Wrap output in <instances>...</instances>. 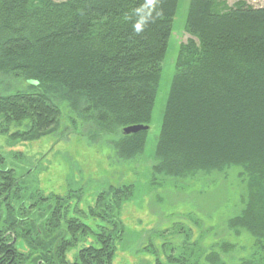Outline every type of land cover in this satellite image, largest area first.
I'll return each mask as SVG.
<instances>
[{
	"label": "trees",
	"instance_id": "16d2710c",
	"mask_svg": "<svg viewBox=\"0 0 264 264\" xmlns=\"http://www.w3.org/2000/svg\"><path fill=\"white\" fill-rule=\"evenodd\" d=\"M179 3L0 0V76L21 79L30 87L0 96L1 130L15 125L14 136L34 140L58 125L66 110L79 135L116 136L120 159L140 156ZM187 27L199 42L192 40L180 55L154 149L153 175L199 181L203 174L241 169L246 180L243 208L228 227L237 234L248 232L264 248V6L244 0L233 5L189 0ZM83 123L92 124L90 133H81ZM134 125L149 130L123 133ZM1 160L0 218L13 215L15 220L9 229L0 228V264H113L122 231L114 235L103 226L94 233L98 242L82 248L71 263L67 251L76 241H66L57 227L64 205L48 204L50 218H43V207L30 200L37 186L32 181L25 185V178L5 165L9 160ZM92 210L93 217L107 219L106 207L104 213ZM22 212L28 217L19 218ZM53 216L57 221L50 226ZM25 224L19 231L29 242L28 255L18 249L16 225ZM80 230L93 231L71 215L68 231L77 235ZM204 260L228 264L214 251ZM233 264L261 263L243 259Z\"/></svg>",
	"mask_w": 264,
	"mask_h": 264
},
{
	"label": "rangeland",
	"instance_id": "374dc122",
	"mask_svg": "<svg viewBox=\"0 0 264 264\" xmlns=\"http://www.w3.org/2000/svg\"><path fill=\"white\" fill-rule=\"evenodd\" d=\"M225 1L233 5L240 0ZM244 1L256 7L264 6V0ZM188 7L189 0H180L162 64L145 152L137 158L122 160L118 157L114 145L116 136L79 135L75 130L80 128L73 129L66 110L58 125L34 140L14 136L17 133L15 125L5 132L0 128L3 159L0 160H9L5 165L16 169L15 176L25 178V185L33 182L37 186L38 193L30 199L31 204L40 206L39 209L43 207L40 209L43 218L49 217L48 204L64 205L57 227L59 233L67 237L66 241H76L67 251L66 258L71 263L78 260L82 248L98 242L94 233L103 231L106 226L114 235L122 231L113 264H205V255L210 251L217 252L220 260L228 264L243 259H255L264 264V248L248 232L237 234L228 227L229 220L243 208L246 180L241 169L231 167L207 176L203 174L199 181L153 175L154 149L180 55L185 54L184 46L192 40L198 41L188 31ZM0 82V96L18 88L30 90L21 79L0 76ZM90 124L83 123L82 134L91 132ZM22 193L27 194L26 191ZM103 207H106L105 213ZM92 209L96 214V210L108 214L107 219L93 217ZM71 215L90 225L93 231L70 233L68 219ZM23 217L26 216L22 212L19 218ZM14 220L13 215L1 217L0 228L9 229L6 226L12 225ZM56 221L53 216L48 223L51 226ZM25 226L16 225L17 231ZM55 232L56 228L49 231L51 235ZM17 233L19 251L30 254L27 237L20 231Z\"/></svg>",
	"mask_w": 264,
	"mask_h": 264
},
{
	"label": "water",
	"instance_id": "95a60500",
	"mask_svg": "<svg viewBox=\"0 0 264 264\" xmlns=\"http://www.w3.org/2000/svg\"><path fill=\"white\" fill-rule=\"evenodd\" d=\"M32 83H33V81H32ZM142 130H149V126L134 125V126L126 127L123 129V133L124 134H131V133H137V132L142 131Z\"/></svg>",
	"mask_w": 264,
	"mask_h": 264
},
{
	"label": "clouds",
	"instance_id": "9594fccd",
	"mask_svg": "<svg viewBox=\"0 0 264 264\" xmlns=\"http://www.w3.org/2000/svg\"><path fill=\"white\" fill-rule=\"evenodd\" d=\"M136 30H137V31H140V30H141V25H140V24H137V25H136Z\"/></svg>",
	"mask_w": 264,
	"mask_h": 264
}]
</instances>
